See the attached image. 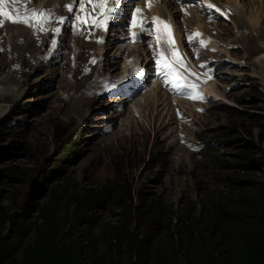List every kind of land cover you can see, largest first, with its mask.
<instances>
[{"label": "rangeland", "instance_id": "374dc122", "mask_svg": "<svg viewBox=\"0 0 264 264\" xmlns=\"http://www.w3.org/2000/svg\"><path fill=\"white\" fill-rule=\"evenodd\" d=\"M33 1L37 3L33 7L41 3L43 7L45 0ZM226 1L217 0L216 6L205 0H188L189 9H178L180 16H173L183 32L181 40L189 41L183 44L190 52L184 62L199 79L189 74L196 87L188 88L185 96L172 95L156 84L168 98L190 99L182 103L168 100L170 104L160 105L157 112L143 96L152 84L145 92L134 91L128 99H111L107 91L110 83L126 79L120 77L127 73H122L123 62L148 53L145 46H128L119 35L102 48L95 39L88 40L89 26L65 25L63 36L60 31L52 34L60 41L55 52L50 53L51 44L45 41L48 36L40 34L32 41L35 53L23 49L24 64L11 55L15 25H5L3 18L0 210L26 224L52 199L59 206L67 195L94 201L101 194L103 198L87 215L77 219L75 232L85 243L96 238L103 251L107 245L103 229L120 221L134 229L145 216L148 224L139 238L154 237L157 244L169 247L165 230L154 227L158 219L152 217V211L161 208L168 213L164 219L172 215V224L182 218L181 246L186 251L194 243L188 229L195 238L204 233L211 200L231 193L252 196L258 190L264 192V142L260 140L264 135V80L254 64L256 57L264 55V0L236 5L243 23L226 12ZM168 11L172 15L170 7ZM195 15L204 26L202 36L196 35L192 24ZM182 16L186 22L178 24L184 20ZM253 24L258 26L253 28ZM209 39L216 47L206 42ZM184 71L188 73L186 68ZM206 79L217 84L222 98L202 94L201 83ZM252 147L258 154L255 158L263 162L259 170L249 167L250 156L244 155ZM232 181L244 186L233 190ZM118 190L127 191L131 202L115 201ZM74 207L61 213L75 221ZM8 233L13 234V229L6 224L4 234Z\"/></svg>", "mask_w": 264, "mask_h": 264}, {"label": "trees", "instance_id": "16d2710c", "mask_svg": "<svg viewBox=\"0 0 264 264\" xmlns=\"http://www.w3.org/2000/svg\"><path fill=\"white\" fill-rule=\"evenodd\" d=\"M260 140L264 142V135ZM253 151V147L248 148L244 155L250 156L249 167L259 170L263 162L260 157L255 158L258 154ZM232 183L233 190L244 186L240 182ZM117 193L118 203L131 202L127 191ZM102 198L97 194L94 201H87L67 195L59 206L52 199L40 209L34 221L26 224L1 209L0 264H264L263 191L258 190L252 196L231 193L224 199L211 200V215L206 219L204 233L195 238L188 229L194 243L186 251L181 246L182 218L178 217L177 223L172 224V215L164 219L168 213L161 208L152 211V217L158 219L154 227L165 230L169 247L157 244L154 237L139 238L148 224L145 216L140 217L134 229L122 221L103 229L107 244L103 251L99 250L96 238L85 243L75 232L77 219L87 215ZM72 205L75 221L67 213H61L69 211ZM6 224L12 227L13 234H4Z\"/></svg>", "mask_w": 264, "mask_h": 264}, {"label": "bare ground", "instance_id": "6f19581e", "mask_svg": "<svg viewBox=\"0 0 264 264\" xmlns=\"http://www.w3.org/2000/svg\"><path fill=\"white\" fill-rule=\"evenodd\" d=\"M206 1H209V3L210 2H212L213 4H215L216 6H218V4L216 3V1L217 0H206ZM205 1V2H206ZM246 0H227L226 1V4L225 5H227L228 6V9H227V11L226 12H228V13H230V14H232V17H239V19L237 18V20H239L238 21V23L240 22V23H243L242 21V12H238L237 14H236V11H238L235 7H237L236 5L238 4H241L242 5V3H244ZM65 2H67V0H45L43 3H44V5H43V7H42V3L41 4H39L38 5V7H42L41 9H39L38 7V9H36V10H39V11H43V12H45L46 14H48V18H51V17H53L54 16V18H55V15H56V13H57V10H58V7H59V5H61V4H64ZM193 2V1H192ZM204 2V3H205ZM67 4H71V2H67ZM9 5V6H8ZM156 5H158V6H156V8H154L152 11L153 12H155L156 14H159L160 16H163V17H166V18H168V19H170L171 21H173V22H176L177 20H175L174 19V17H177V16H180L179 15V10L177 9V7L175 6V4H174V1L173 0H160V4H156ZM190 5V4H189ZM207 5V4H206ZM209 5V4H208ZM212 5V4H211ZM192 6H193V4H192ZM213 6V5H212ZM243 6V5H242ZM60 7H62L63 9H65V7L64 6H60ZM171 8V11H172V15L170 14V12L168 11V8ZM207 7V6H206ZM213 7H215V6H213ZM239 7V6H238ZM34 8H36V7H29V5L28 4H26L25 3V0H7L6 1V3H5V5L3 6V10H4V12H11L12 14H14V16H12L14 19H19V20H25V19H27V20H29V22H30V24L32 25V26H29V24H25V23H23V22H19V23H13V22H11V20H9V19H7V18H5L4 19V23H5V25L7 24V25H9V24H14L15 25V28H14V32H13V35H12V39H11V41H12V46H11V55H16V56H18V58L24 63V64H26V60H25V58L22 56V54H24V51H23V49L24 50H27V49H31V50H34L33 49V45L34 44H32V41L34 40V39H37V38H39V35L41 34V30H40V28H41V26L42 27H44V24L46 23V21L47 20H40L39 22L37 21V19L36 18H30V15H28V13H30L31 12V10H33ZM240 8V7H239ZM188 9H189V7H188ZM215 9V8H214ZM264 9V8H263ZM191 10V9H190ZM188 11V10H187ZM212 11H213V8H212ZM191 12V11H190ZM218 12V11H217ZM221 12H222V10H221ZM181 13V12H180ZM185 13H187V12H185ZM189 13V12H188ZM23 15V17H19L20 15ZM183 14V13H182ZM186 15V14H185ZM174 16V17H173ZM187 16V15H186ZM196 16V17H195ZM194 16V21H192V20H190V21H192L193 23L192 24H194L195 25V27H196V30L198 31V33H199V35H201V33H202V28L204 27L203 25H202V22H201V20H199V18H198V16L197 15H195ZM225 16V15H224ZM182 19H184V16H182L181 17ZM189 19H191V17H189ZM233 19V18H232ZM186 20H188L187 18H186ZM181 21V20H180ZM182 23H180V22H178V24H184L186 21H185V19L184 20H182L181 21ZM255 23L257 22V20L256 21H254ZM40 24V25H39ZM175 24V23H174ZM5 25H4V27H5ZM256 26H258V25H256ZM256 26H254V24H253V28L255 27L256 28ZM180 27V26H179ZM177 28L176 27V24H175V28H176V33H175V38L177 39V41L175 40V38H174V40L176 41V43H179L178 45H179V47H180V49L181 50H183L181 53H183L182 54V56H183V60H182V62H184V59L185 60H187L188 58H190L189 57V55H190V52L189 51H185V49H184V47H183V44L181 43V34L183 33L182 32V30H181V28ZM6 28V27H5ZM208 29V28H207ZM207 31V30H206ZM205 31V32H206ZM182 32V33H181ZM196 33V32H195ZM202 36V35H201ZM206 36V35H205ZM207 37V36H206ZM200 38V37H199ZM198 38V39H199ZM211 39V38H210ZM207 40L206 42H208L209 44H210V46H212V47H216V44L212 41V40ZM19 40H21V44L18 42ZM203 40V39H202ZM188 42V41H187ZM181 43V44H180ZM172 44H175V43H172ZM206 45V44H205ZM135 46V45H134ZM176 46V45H175ZM174 46V47H175ZM189 47H190V45H189ZM206 47V46H205ZM167 48H168V46H167ZM172 49V48H171ZM175 49V48H174ZM179 49V50H180ZM196 49V48H195ZM45 50V49H44ZM145 50V53H146V48L144 49ZM180 50V51H181ZM174 51V50H173ZM195 51H197V50H195ZM33 53V52H32ZM34 53H35V50H34ZM147 54V53H146ZM146 54H145V56H144V54H143V56H144V59H143V56H137L136 58L137 59H140V60H142L143 62H144V64H146L147 65V59L145 58L146 57ZM36 55H38V54H36ZM42 56V55H41ZM32 57H34L33 55L31 56V58ZM36 57V56H35ZM35 57L33 58V59H35ZM39 57V56H38ZM129 57V56H128ZM131 57V56H130ZM177 57H178V55H177ZM54 58V57H53ZM114 59H117V58H114ZM111 60V58H109V61ZM263 60H264V55H260V56H258V57H256L255 58V60H254V64H257V66H258V75L262 78V80H264V65L263 64H261V62L263 63ZM188 62L192 65V62L190 61V60H188ZM11 63V62H10ZM112 63H113V61H112ZM123 63H124V65H123ZM122 63V65H123V69H122V73H124V72H126V71H128V69H129V67H130V63H125V62H123ZM122 67V66H121ZM138 73L140 74V75H143V70H142V68H140L139 70H138ZM202 75V74H201ZM206 77V76H205ZM10 79L8 78V81H9ZM191 80V79H190ZM195 79H193V81H194ZM192 81V80H191ZM195 81H197V80H195ZM198 82V81H197ZM200 82V81H199ZM198 87V86H197ZM190 88V87H189ZM200 89V88H199ZM0 92H2V89L0 88ZM201 92H202V94L203 95H207L208 94V96L209 97H211V95L212 94H215L216 96H217V99H220V96H221V98L223 97L222 96V94L221 93H219L218 91H217V84L216 83H214V81H212V79L211 80H207L206 79V81H204V82H202L201 83ZM165 93H162V90L161 89H159L158 88V86L156 85V83H153L152 84V86H151V88H150V90H148L143 96H145V97H147L149 100L148 101H150V104L153 106V110H155V108H156V112H157V110H158V107L160 106V105H169L170 104V102L171 101H173V100H176L177 102H180V103H182V102H189L188 100H190V99H188V97H187V99H185V101H183L182 99H178V98H171V97H167V96H165L164 95ZM195 96V95H194ZM193 96V97H194ZM198 96V95H197ZM175 97V96H174ZM1 98V97H0ZM2 98H4V97H2ZM180 98V97H179ZM181 98H183V97H181ZM197 98V97H196ZM198 99V98H197ZM170 102H169V101ZM191 100H192V98H191ZM162 101V102H161ZM195 101V100H194ZM160 103V104H159ZM194 103V102H193ZM165 108V107H164ZM133 109V108H132ZM162 111V110H161ZM161 111H158V114L160 115L161 114Z\"/></svg>", "mask_w": 264, "mask_h": 264}, {"label": "snow or ice", "instance_id": "6c2138e0", "mask_svg": "<svg viewBox=\"0 0 264 264\" xmlns=\"http://www.w3.org/2000/svg\"><path fill=\"white\" fill-rule=\"evenodd\" d=\"M74 2L78 3L79 4V8L83 11H88L86 8H85V3L88 2V3H92V0H74ZM120 2V0H114V3L118 4ZM106 3H107V0H99L98 3H93V8H92V11H95L96 8H100V9H104L105 6H106ZM69 12L73 11V4H69V5H66L65 6ZM136 12H140L141 9L137 8L135 9ZM113 12V8H107L106 10V13H105V17L107 18L108 14L112 13ZM89 16L92 15V12H89L88 13ZM3 15L7 16L9 18V20H11L13 23H19V22H23L25 24H29V26H32L29 22V20L25 19V20H19V19H14L10 13L8 12H4ZM28 15H30L31 17L33 18H36L37 21L39 22L40 20H47L48 19V14H46L45 12L43 11H39V10H36V9H33L31 10L30 13H28ZM77 20H80L81 17L80 16H77L76 17ZM60 22L63 23L64 20L63 18L60 19ZM3 22L0 21V24H2ZM161 24H164V21L161 20L160 21ZM132 24L133 26H136L137 24V21L135 19V16H133V19H132ZM99 26V25H97ZM165 27H170V26H167L165 25ZM140 29H141V32H150L151 29L150 28H145L143 26V24L140 25ZM41 31H46V29H44L42 26L40 28ZM55 32H59L60 29L59 28H56L54 29ZM137 35V33H133V37H135ZM196 35H199V33H197ZM191 39V38H190ZM205 42L201 41V45L203 46ZM92 63H95V60L92 61ZM165 67H168V65H165ZM189 87H192V88H195L196 85L195 84H192V85H189ZM192 98H195V97H192ZM201 99L203 98L202 96L200 97Z\"/></svg>", "mask_w": 264, "mask_h": 264}, {"label": "clouds", "instance_id": "9594fccd", "mask_svg": "<svg viewBox=\"0 0 264 264\" xmlns=\"http://www.w3.org/2000/svg\"><path fill=\"white\" fill-rule=\"evenodd\" d=\"M34 3L37 4L35 1H34ZM35 4H34V5H35ZM174 4H175V3H174ZM175 6H176V4H175ZM176 7H177V6H176ZM172 22H173V21H172ZM173 23H175V22H173ZM196 31H197V30H196ZM175 32H176V31H175ZM197 32H198V31H197ZM115 33H116V31H115ZM115 33H113V35H108V38H109V39L107 38V43H108V40H110L112 37H117V36H118V35H116ZM110 36H111V37H110ZM107 43L104 44V45H102L101 47L103 48L105 45H107ZM181 43L185 45V44H186V41H185V40H184V41H181ZM181 43H180V44H181ZM184 45H183V47H184ZM178 47H179V46H178ZM179 49H180V47H179ZM146 50H147V49H146ZM147 52H148V51H147ZM181 52H182V50H181L180 53L178 54V57H177L178 59H180V57H182V53H181ZM130 58H131V57H130ZM130 58H129V59H130ZM145 58L147 59V64H148V61H149V60H152V59H151V56H150V54H149V52L146 54V57H145ZM129 59H127V60H129Z\"/></svg>", "mask_w": 264, "mask_h": 264}]
</instances>
